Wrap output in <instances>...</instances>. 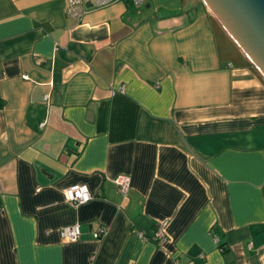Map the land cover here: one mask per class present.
Here are the masks:
<instances>
[{"label": "crops", "instance_id": "1", "mask_svg": "<svg viewBox=\"0 0 264 264\" xmlns=\"http://www.w3.org/2000/svg\"><path fill=\"white\" fill-rule=\"evenodd\" d=\"M87 2L0 0V264H264V75L203 0Z\"/></svg>", "mask_w": 264, "mask_h": 264}, {"label": "water", "instance_id": "2", "mask_svg": "<svg viewBox=\"0 0 264 264\" xmlns=\"http://www.w3.org/2000/svg\"><path fill=\"white\" fill-rule=\"evenodd\" d=\"M203 1L235 45L264 75V0Z\"/></svg>", "mask_w": 264, "mask_h": 264}, {"label": "built area", "instance_id": "3", "mask_svg": "<svg viewBox=\"0 0 264 264\" xmlns=\"http://www.w3.org/2000/svg\"><path fill=\"white\" fill-rule=\"evenodd\" d=\"M115 1L118 0H90L92 7L94 6L103 7L106 6V4ZM127 1H131L133 3H139L142 0H127ZM85 2L86 0H67L66 14L70 17L72 16L77 19H81L83 13L89 9V6H87ZM114 182L116 183L117 188L120 190L122 194H126V192L131 186V181L127 174L118 175L114 179ZM64 195L66 196V199H68L71 203L75 205H79L80 203L87 202L91 200L93 196L89 191L87 184L81 182L67 186V188H65L64 190ZM164 223L165 221L157 225L154 233V237L161 241H163L165 238V232L162 228ZM60 232L62 236L67 240H76L79 238L81 233L79 229V225H69L68 227L62 228ZM177 264H180V262L177 261Z\"/></svg>", "mask_w": 264, "mask_h": 264}, {"label": "trees", "instance_id": "4", "mask_svg": "<svg viewBox=\"0 0 264 264\" xmlns=\"http://www.w3.org/2000/svg\"><path fill=\"white\" fill-rule=\"evenodd\" d=\"M220 247H221V249H223V248H222V245H220Z\"/></svg>", "mask_w": 264, "mask_h": 264}]
</instances>
